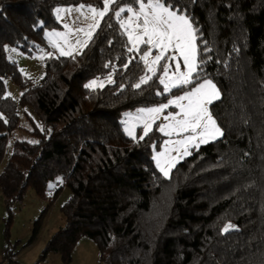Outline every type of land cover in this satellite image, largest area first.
I'll use <instances>...</instances> for the list:
<instances>
[{
	"label": "trees",
	"instance_id": "trees-1",
	"mask_svg": "<svg viewBox=\"0 0 264 264\" xmlns=\"http://www.w3.org/2000/svg\"><path fill=\"white\" fill-rule=\"evenodd\" d=\"M162 2L190 18L200 53L210 57L201 79L211 78L220 90L211 109L224 131L193 149L168 177L152 155L159 132L141 139L140 129L133 139L121 121L125 110L165 103L181 92L157 96L163 86L155 78L133 87L143 65L135 51H127L113 10L138 5L117 0L86 46L47 56L45 75L35 82L9 60L7 45L49 51L45 29L61 26L57 6L101 7L102 0H0V164L21 106H32L50 131L38 142L14 140L0 172L8 212L3 260L19 264L8 245L13 203L29 188L46 196L49 183L62 178L72 189L61 206L66 224L48 240L40 260L55 252L69 264L78 242L88 237L106 264H264V0ZM108 75L114 83L86 87ZM8 78L23 90L18 101L7 94ZM46 213L35 221L32 240ZM229 224L233 228L225 232Z\"/></svg>",
	"mask_w": 264,
	"mask_h": 264
},
{
	"label": "rangeland",
	"instance_id": "rangeland-1",
	"mask_svg": "<svg viewBox=\"0 0 264 264\" xmlns=\"http://www.w3.org/2000/svg\"><path fill=\"white\" fill-rule=\"evenodd\" d=\"M80 5L85 4H75V5H62L57 6L54 9V15L57 20L60 22V27H46L45 36L47 43L49 45V51L42 50L36 51L33 53L26 52L16 45H7V56L9 60L16 62L21 69V71L27 75L29 78L33 79L35 82H38L45 75V63L44 60L48 54L53 56H61L59 48L63 47L66 51L71 50L72 54L79 53L86 45H77L76 41L79 39L81 42L87 40V43L95 33L96 29L92 30L91 36H87L85 33L89 30V26L94 22L92 20V13L88 11V7L90 5H85V8L80 9ZM93 6V5H91ZM97 9H102L101 7L94 6ZM111 8V6H110ZM138 10V7H136ZM57 9H61L62 11L57 13ZM71 9V11H67ZM131 14L126 13L124 17H127ZM185 15V14H184ZM85 16L88 18L85 19ZM187 16V15H186ZM188 17V16H187ZM189 18V17H188ZM190 19V18H189ZM191 21V20H190ZM101 22V21H100ZM67 25V27H65ZM84 29V32H79L77 29ZM59 33L60 35H56ZM197 42V41H196ZM58 45V47L56 46ZM141 51H143L144 46H140ZM11 49H15V51H11ZM156 55V51H153V56ZM177 58L181 63V71H185L186 69L183 66V60L179 57L177 53ZM163 63V61H161ZM109 78H111V83L109 82ZM211 79V78H208ZM93 80H95L96 86L93 88L101 87L102 84L104 86L108 84L114 83V77L112 75H108L106 77H95L88 81L87 85L90 84ZM212 80V79H211ZM213 81V80H212ZM7 82V94L10 95L15 100H19L23 90L15 84L10 78L6 79ZM213 83L217 86V84L213 81ZM195 84L191 85L194 87ZM190 87V88H191ZM218 88V86H217ZM174 89V88H173ZM219 89V88H218ZM188 90V89H187ZM184 90V91H187ZM220 91V90H219ZM183 94L182 91L172 95L168 100L173 99L176 95ZM216 101V100H214ZM213 101V102H214ZM168 102V101H167ZM165 102V103H167ZM162 103H158L152 106L147 107H139L125 110L121 116V121L123 122L124 129L126 133L129 135V130L133 132L135 137L138 135L139 130H142L143 133V124L144 120L143 113L139 112L141 108H152L158 107ZM212 105V104H211ZM211 105L209 106L210 111L212 112ZM179 109L174 106L168 107L164 113L157 117L155 123L152 126V130H157L159 134L155 135L152 141L153 148V158L156 166L158 167L157 157H160L159 163L167 167V161L170 157L180 155L181 158L176 163V165L182 161L187 156H182L180 153L176 151H171L170 149L177 148L178 145L175 143L168 144L167 141H176L182 139L184 136L189 135L190 133H183L181 136H177L175 134L171 136H166L163 132H160L158 126L168 123L169 121L164 120V116L169 115L170 113H177ZM212 115L216 120L213 112ZM179 118V117H178ZM217 122V120H216ZM217 125L221 128V126L217 123ZM151 130V131H152ZM223 135L224 131L221 128ZM50 131H45L44 124L40 117L35 112L32 106H21L20 107V122L19 126L13 130L9 136V142L7 147V154L3 161L0 164V172L4 168L7 163L8 157L10 155L12 149V143L14 140H26L29 142H38L42 134L49 135ZM222 136H217L215 139L209 140L215 141ZM132 137L131 135H129ZM161 139L160 142L158 140ZM207 142V143H209ZM158 143V146H157ZM206 143H201L199 147ZM169 149V151H166ZM193 147L192 145H188V151L192 153ZM175 165V166H176ZM174 168V167H173ZM172 168V169H173ZM160 170V168L158 167ZM171 169V171H172ZM171 171L169 175L171 174ZM62 187L61 191H59L58 196H56L58 188ZM72 195V189L67 187L62 178H57L49 183V189L47 191V195L42 197L39 196L33 188H29L27 194L24 199L18 200L13 203L12 210L14 212V221L10 228V238H9V247L14 255L13 259L19 262V264H36L40 261L41 264H66L63 262L60 254L55 252H50L46 259L40 260V256L45 249V246L51 236L58 231L62 226L66 224V217L61 210V206L69 199ZM47 209V213L43 219L41 228L37 237L32 240L33 230L35 226V221L41 216L44 210ZM8 217L7 208L5 205L4 196L2 190L0 188V264L10 263V259L3 260L4 256V248L6 244V239L4 236L5 231V219ZM69 264H106L100 259V251L97 243L88 237L82 238L78 244L76 245L73 253V261Z\"/></svg>",
	"mask_w": 264,
	"mask_h": 264
},
{
	"label": "snow or ice",
	"instance_id": "snow-or-ice-1",
	"mask_svg": "<svg viewBox=\"0 0 264 264\" xmlns=\"http://www.w3.org/2000/svg\"><path fill=\"white\" fill-rule=\"evenodd\" d=\"M116 3L117 0H102V9H97L91 5L87 6L88 11L92 13L94 22L85 33L87 36L90 37L92 30L99 27L100 21L109 12L110 6ZM133 3L138 5V10L132 5L118 6L117 9L113 10V16L116 18L119 27L124 30L127 42L130 44L127 51H135L139 56V62L143 65V74L139 76L138 82L133 87L141 89L142 85L149 84L155 78V81L163 86L162 90L156 92L157 96L169 93L173 88H179L183 93L158 107L139 109V112L144 114L141 117L144 120L141 139L152 130L157 117L164 113L168 107L174 106L179 109V112L164 116V120L169 122L158 126V129L166 136L173 134L181 136L183 133H190L182 139L170 140L166 143L178 145L177 148L170 149L171 151H176L182 156L191 155L188 151V145L198 149L201 143H207L209 140L223 135L209 108L214 100L220 99V91L211 79L206 77L201 79L202 65L210 57L202 56L200 53L199 45L196 42L197 30L186 15L165 4L162 0H133ZM79 7L83 9L85 5ZM60 11L62 10L57 9L58 14ZM67 11L70 12L71 9ZM125 12L131 15L122 16V13ZM87 18L85 16V19ZM77 31L84 32L85 30L80 28ZM56 35L59 36L60 34L56 33ZM76 44L86 45L87 40L81 42L78 39ZM141 45L144 46L143 51H141ZM56 46L58 47V45ZM11 51H15V49H11ZM59 51L62 56L72 54L71 50L66 51L63 47H60ZM153 51H156L154 56ZM205 51H210V49ZM177 53L183 60L185 71H181V63L177 58ZM132 59L135 57L125 62L124 69H127ZM109 82H112L111 78H109ZM96 83L93 80L86 87L93 88ZM193 84H195L194 87L184 91L187 86ZM129 135L136 139L131 130H129ZM180 158V155L170 157L167 161V167H165L159 163L160 157H157L158 167L165 177L169 176L171 169L175 167ZM231 228L233 226L229 224L224 231L228 232Z\"/></svg>",
	"mask_w": 264,
	"mask_h": 264
},
{
	"label": "crops",
	"instance_id": "crops-1",
	"mask_svg": "<svg viewBox=\"0 0 264 264\" xmlns=\"http://www.w3.org/2000/svg\"><path fill=\"white\" fill-rule=\"evenodd\" d=\"M11 260H15V259L12 258ZM1 261H2V260H1ZM1 261H0V262H1ZM15 261H16V260H15ZM4 264H10V263H7V262H6V263H4ZM16 264H17V263H16Z\"/></svg>",
	"mask_w": 264,
	"mask_h": 264
}]
</instances>
